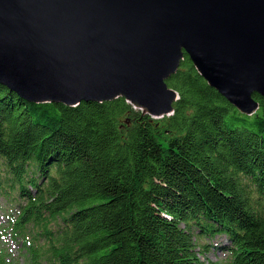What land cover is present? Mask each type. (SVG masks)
Returning a JSON list of instances; mask_svg holds the SVG:
<instances>
[{"label": "trees", "instance_id": "obj_1", "mask_svg": "<svg viewBox=\"0 0 264 264\" xmlns=\"http://www.w3.org/2000/svg\"><path fill=\"white\" fill-rule=\"evenodd\" d=\"M166 82L179 99L160 118L0 82V264L8 235L30 264H264V97L241 112L187 53ZM211 250L222 263L202 260Z\"/></svg>", "mask_w": 264, "mask_h": 264}, {"label": "water", "instance_id": "obj_2", "mask_svg": "<svg viewBox=\"0 0 264 264\" xmlns=\"http://www.w3.org/2000/svg\"><path fill=\"white\" fill-rule=\"evenodd\" d=\"M187 53L241 112L264 97V0H0V82L30 102L124 97L155 118Z\"/></svg>", "mask_w": 264, "mask_h": 264}, {"label": "rangeland", "instance_id": "obj_3", "mask_svg": "<svg viewBox=\"0 0 264 264\" xmlns=\"http://www.w3.org/2000/svg\"><path fill=\"white\" fill-rule=\"evenodd\" d=\"M5 200L0 196V224L6 225V217L4 214ZM208 243L214 241L215 244L219 245L225 241V238L222 235H218L213 238V240H204ZM214 244V245H215ZM215 247V246H214ZM2 249L9 253L10 258L12 259L13 264H30L31 257L26 251L25 246L22 244L21 240L18 238H13L8 235L2 242ZM200 257L205 261H222L226 258L222 250H211L208 253L201 254Z\"/></svg>", "mask_w": 264, "mask_h": 264}]
</instances>
